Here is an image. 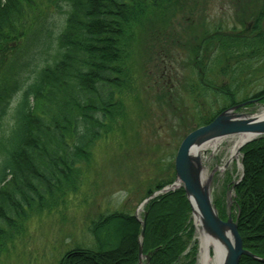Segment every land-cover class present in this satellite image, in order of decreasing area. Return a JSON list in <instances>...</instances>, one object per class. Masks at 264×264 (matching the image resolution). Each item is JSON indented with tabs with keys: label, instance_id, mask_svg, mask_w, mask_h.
Instances as JSON below:
<instances>
[{
	"label": "trees",
	"instance_id": "16d2710c",
	"mask_svg": "<svg viewBox=\"0 0 264 264\" xmlns=\"http://www.w3.org/2000/svg\"><path fill=\"white\" fill-rule=\"evenodd\" d=\"M183 1L0 0V253L6 234L30 212L65 205L66 195L76 192L93 145L123 118L122 91L134 88L125 67L128 38ZM251 1L256 11L239 27H217L190 46L187 65L195 79L186 90L193 105L205 107L201 97L223 104L212 105L211 115L199 114L198 127L233 106H264L263 85L237 100L241 76L264 74V0ZM170 32L164 39L177 42ZM241 149L242 179L230 185L232 218L243 249L264 259V138ZM174 172L171 166L150 185L144 200L172 185ZM184 193L179 187L144 205L142 255L149 264L196 261L192 209ZM226 212L224 206L217 213L226 219ZM87 231L93 245L67 251L59 264H139L141 225L125 208L93 218ZM240 264L264 263L242 257Z\"/></svg>",
	"mask_w": 264,
	"mask_h": 264
},
{
	"label": "rangeland",
	"instance_id": "374dc122",
	"mask_svg": "<svg viewBox=\"0 0 264 264\" xmlns=\"http://www.w3.org/2000/svg\"><path fill=\"white\" fill-rule=\"evenodd\" d=\"M255 11L251 0H184L166 18L154 16L147 28H137L125 48V67L135 81L133 89L122 91V120L111 135L93 145L89 161L81 166L77 190L66 195L65 205L57 204L40 213L32 211L14 233L6 234L0 264H59L67 251L93 245L87 229L92 219L101 214L125 208L142 220L144 207L140 205L147 188L164 178L171 166L174 169L176 151L183 137L198 127L199 114L211 115V106L222 104V99L201 97L199 102L205 107L193 105L186 90V84L195 79L187 65L191 60L190 46L217 27H239ZM162 19L169 24H159ZM167 31L174 34L177 42L164 39ZM254 63L251 62L256 70ZM250 74L241 76L239 86L244 87L237 100L264 86L263 73ZM224 81L231 82L227 77ZM261 111L264 106L246 108L238 114L254 117ZM237 138H224L202 147L198 156L203 169L211 173L224 165ZM213 143H217L215 149L210 147ZM225 171L216 175L210 185L211 203L218 212L225 206L233 216L230 185L241 175L240 154ZM191 219L193 225V215ZM193 240L194 264H200L202 246L195 227ZM208 256L213 260V249ZM140 259L141 264L146 263L144 256Z\"/></svg>",
	"mask_w": 264,
	"mask_h": 264
},
{
	"label": "water",
	"instance_id": "95a60500",
	"mask_svg": "<svg viewBox=\"0 0 264 264\" xmlns=\"http://www.w3.org/2000/svg\"><path fill=\"white\" fill-rule=\"evenodd\" d=\"M253 103L247 102L243 105L233 106L220 113L214 120L205 125L194 129L187 134L176 151L174 159V173L176 175V182L172 186L154 193L149 198L145 199L140 207L146 205L151 199L158 197L174 187L182 186L189 204L192 208V215L194 212L198 214L201 227L211 239L216 241L218 249L213 250V259L217 256L218 264H240L242 257H249L264 263V259L255 257L248 251L243 249L242 240L238 233L237 224L232 219L230 213L227 215L226 220H222L215 208L211 203L210 196V177L206 182L202 178V165L198 156L199 150L207 144L222 140L229 137H244L245 141L238 148V155L241 148L247 144L264 138V111L260 112V116H244L238 114V110L243 108L246 104ZM242 169V168H241ZM242 179V176L238 180ZM237 182V183H238ZM234 189V187H233ZM146 214L143 219L138 221L141 225V232L139 238V260L142 256V240L146 226ZM149 256H145L146 264H149ZM141 264V262H140Z\"/></svg>",
	"mask_w": 264,
	"mask_h": 264
},
{
	"label": "bare ground",
	"instance_id": "6f19581e",
	"mask_svg": "<svg viewBox=\"0 0 264 264\" xmlns=\"http://www.w3.org/2000/svg\"><path fill=\"white\" fill-rule=\"evenodd\" d=\"M261 114H258L257 116H260ZM246 138L244 137H238L237 140H235L234 145L231 149V153L229 158L227 159L228 161L221 166L216 167L211 173H209V169H202V178L203 181L206 182L210 177L212 178V181L215 179V176H220L222 174H224L228 168L231 167V165L233 164V162L235 160H238V148L240 147V145L243 143V141H245ZM216 142V141H215ZM209 146V145H208ZM217 146V143H213L211 144V149H215ZM199 154V153H198ZM212 181H210V185H212ZM193 219H194V225L197 229V236L198 239L201 243V253H200V264H218L217 263V256L211 260L210 257L208 256L210 249L215 250V252L218 249V245H216V241L211 239L210 237H208V235H205V232L203 231L202 227H201V221L200 218L198 216V214H196L194 212L193 215Z\"/></svg>",
	"mask_w": 264,
	"mask_h": 264
}]
</instances>
